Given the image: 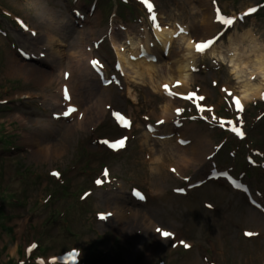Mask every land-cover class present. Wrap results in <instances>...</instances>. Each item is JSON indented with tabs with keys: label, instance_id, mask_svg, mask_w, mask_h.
<instances>
[{
	"label": "rangeland",
	"instance_id": "rangeland-1",
	"mask_svg": "<svg viewBox=\"0 0 264 264\" xmlns=\"http://www.w3.org/2000/svg\"><path fill=\"white\" fill-rule=\"evenodd\" d=\"M121 1L0 0V264H60L71 251L84 264H95L89 249L104 253L98 264H259L264 257V122L257 116L264 111V98L248 104L245 116L246 132L254 144L259 143L253 146L260 154L259 167L244 172L240 164L229 162L226 150L217 170L213 162L202 165L201 160L178 177L160 168L164 188L153 196L148 166L138 148L157 149L163 160H169L174 151H181L177 140H184L183 149L196 143L198 133L211 144L208 157L234 141L217 127L200 122L230 121L233 111L226 106L224 88L236 83L228 66L210 63L206 57L198 63L199 71L192 73L196 80L190 87L201 88L206 103L195 109L178 102L181 112L187 108L182 123L176 118L165 125L157 121L165 105L157 86L177 76L172 71L180 59L172 52L180 49L181 35L164 54L161 44L155 43L152 16H161L164 28L196 26L189 36L196 41L211 37L212 48L226 49L235 39L246 54L248 41L264 45V0H140L146 12L139 0H128V5ZM145 29L158 64L149 62L164 68L161 77L156 72L158 83L144 77V83L138 84L127 77V71L119 87L103 88L97 78L88 86L77 76L76 102L84 115L74 119H66V102L54 97L55 83L41 87L9 72L8 64L15 60L55 74L56 64L51 67L35 55L46 47L50 33L61 41L59 49L66 61L70 53L79 52L81 63L71 65L75 72L87 69L91 78L87 58L94 57L93 62L105 64L110 75L117 61L113 43L134 54L131 43ZM104 96L111 110L97 106L96 99ZM257 102L261 104L256 106ZM100 110L102 118L97 114ZM114 111L133 119L129 130L118 131L111 116ZM195 118L200 121L190 122ZM123 137L124 152H112L109 143ZM42 149L50 154L38 161ZM104 179L110 182L105 184ZM135 192L146 201H136ZM248 228H255V235H245ZM164 232L172 235L165 237Z\"/></svg>",
	"mask_w": 264,
	"mask_h": 264
},
{
	"label": "bare ground",
	"instance_id": "bare-ground-1",
	"mask_svg": "<svg viewBox=\"0 0 264 264\" xmlns=\"http://www.w3.org/2000/svg\"><path fill=\"white\" fill-rule=\"evenodd\" d=\"M162 17H157V21L159 22V25H162ZM176 23H173V26ZM175 27V26H174ZM196 26H187L186 31H189L188 35L190 33H193L195 31ZM147 29L142 30V34L138 35V41L131 43V49L137 50L138 52L134 55L135 57L138 56L139 48L144 46V48L149 52L151 50V35L147 31ZM205 30H208L207 28ZM203 30V31H205ZM183 32V31H182ZM52 33V32H51ZM154 34L156 39L162 43L165 47H168L170 49V45L174 44L176 31L175 29L170 30L162 27L160 30H157V28L154 30ZM210 38H205L202 41L209 40ZM241 40H247L246 38H242ZM156 41V40H155ZM178 45L180 46V49L178 51H173L172 56L178 57L180 59V64L175 65L174 64V71L177 73L176 77H168L166 82H160L158 84V91L160 92L159 88L163 83L172 84L174 80H178L180 82V88L177 90L178 93H185L191 87V84L194 83L196 80V77L192 75L193 69L196 67L199 61H202L203 58L214 60L219 64L227 65L230 68L231 76L236 81L234 84V87L227 86L226 90L230 91V93H236L238 94V101L242 104H249L254 102L255 100H261L264 96V45L257 46L255 45V41H248V47L246 49L245 54V48L241 47V42H237L235 39H230L228 43V47L226 49L222 50V47L216 46L211 48L210 50L203 52H199L197 50V45L195 43V40L192 41V36H186L183 35L178 39ZM146 44V45H143ZM155 44V43H154ZM46 47L42 48L41 51H37L35 54L38 59L44 60L46 62H49L51 67H53V64L57 65V71L55 74L49 73V70H39L32 66L24 65V64H18L15 60H11V62L8 64L9 72L12 74H16V76L19 77H25L29 81H33L35 85L41 86V87H49L56 84L57 92L54 97L57 98L60 97V99H64L66 102V106L68 108L66 109V112H71V116L69 119H73L77 114L82 113L78 109V103L76 102V92L74 87V82L77 78V76H80L81 82L83 84H86L88 86H91L93 83H95L96 75H94L91 71L92 77L88 79V70L84 69L83 72L79 70L78 72H75L77 69L71 68V65L74 63L75 65H79L81 63V56L79 55V52H72L69 54V59L66 61L65 58H63V54L59 47L62 46L61 41L59 39L57 40L52 34L47 35V44H45ZM123 46L119 43H113V50L115 51V56L117 61L120 64L121 70L125 75V72L128 71L127 77H130L138 84L144 83V79L147 78L150 83H158L159 80L155 81V79L158 77H161V74L164 71V68L156 65L154 66L151 62H148L146 60H136L135 62H132L129 60L128 54H124ZM163 50V47H162ZM45 51H47L45 53ZM156 52V50H154ZM33 53V52H32ZM34 54V53H33ZM46 54V55H45ZM245 55H247L245 57ZM68 57V56H67ZM84 58V57H83ZM91 57L87 58V65L90 66L93 64V62L90 61ZM156 64H158V61H156ZM89 68V69H90ZM97 68L100 69V67L97 65ZM137 69L139 71H137ZM169 70L172 69V66L168 68ZM141 70V71H140ZM167 70V69H166ZM158 72V74L156 73ZM68 74L70 76H68ZM77 74V75H76ZM164 74V73H163ZM145 77V78H144ZM164 78V77H163ZM171 78V79H170ZM169 79V80H168ZM98 80V79H97ZM163 80V79H162ZM165 80V78H164ZM257 82L258 84L254 83ZM70 87L71 95L67 92V95L65 94V90L67 87ZM179 87V86H178ZM186 94V93H185ZM32 95H25L24 98L28 99L31 98ZM35 97V96H34ZM55 98H52L51 101H53ZM105 99L97 98V106H103L100 108L101 110L105 111V106L107 105L108 101L106 99V96H104ZM165 105H163L162 108V114L161 119H164V122H168L170 120V117L167 115V112L170 111L172 116H174V111L177 110V107L179 106L178 101L176 100H169L167 98H164ZM51 103V102H50ZM75 106L74 108H72ZM77 107V108H76ZM71 109H75V111H71ZM101 110L97 114L102 118L104 116V113L101 112ZM84 115V114H83ZM83 118V117H82ZM160 119V118H159ZM199 135V136H198ZM198 137H195L196 143L194 145H188L186 148L181 149L180 153H177L174 151L173 157L167 161V164L165 163V160H163L164 156L162 157V154H159L156 149H151L148 151V153L145 155L146 160L149 162V169H150V182H151V188H154V195H160L161 189L164 187L161 186V182L159 181L160 177V168H164L165 172L168 171L170 174L175 176H181L185 170L189 169V167L200 161L205 160L207 156L209 155L208 149H210L211 144L208 141V138L206 135L202 137L200 133H198ZM182 141V139H181ZM115 142V141H114ZM180 142L177 144L178 147H180ZM144 149V148H143ZM180 149V148H179ZM61 152V149H56ZM176 150V149H175ZM179 151V150H177ZM39 154V160H44L48 158L50 152L43 150L40 151ZM54 154L57 156L59 153ZM163 160V161H162ZM166 164V166H164ZM154 183H157V187H154ZM152 193V192H151ZM152 195V194H151ZM145 200V198H144ZM151 200V198H150ZM210 214V213H208ZM206 214H203L205 216ZM211 216V215H210ZM212 217V216H211ZM213 218V217H212ZM211 218V220H212ZM210 220V221H211ZM250 231L255 230V228H248ZM264 262V258L259 259L258 263L261 264Z\"/></svg>",
	"mask_w": 264,
	"mask_h": 264
},
{
	"label": "snow or ice",
	"instance_id": "snow-or-ice-1",
	"mask_svg": "<svg viewBox=\"0 0 264 264\" xmlns=\"http://www.w3.org/2000/svg\"><path fill=\"white\" fill-rule=\"evenodd\" d=\"M149 7L151 8V5H149ZM226 22H227V23H231V21H226ZM33 34H34V33H33ZM210 43H212V41H209V44H210ZM206 47H207V45H205V44H198V45H197V50H198V51H201V50H203V49L206 48ZM94 63H95V62H94ZM165 87H167V86H165ZM65 93H66V95H67V89L65 90ZM237 103H239L238 100H237ZM241 110H243V109H241ZM71 111H75V109H71ZM105 143H107V141H105ZM53 175L58 176L59 174H58V173H53ZM97 183L99 184V183H101V182H100V181H97ZM136 195H137L139 198L143 199V196H141L139 192H137ZM101 219H105V217H104V216H101ZM158 231H159V229H158ZM163 235H164L165 237H168V236H171L172 233H170V232H164ZM245 235H247V236H252V235H255V233H252V232H246ZM184 247L187 248L188 245H187V244H184Z\"/></svg>",
	"mask_w": 264,
	"mask_h": 264
},
{
	"label": "trees",
	"instance_id": "trees-1",
	"mask_svg": "<svg viewBox=\"0 0 264 264\" xmlns=\"http://www.w3.org/2000/svg\"><path fill=\"white\" fill-rule=\"evenodd\" d=\"M89 254V256L91 257V258H93V262H95V264H98V263H101V262H103V260H104V254H102V253H88ZM92 263V262H91ZM80 264H84L83 263V260H81V263ZM93 264V263H92Z\"/></svg>",
	"mask_w": 264,
	"mask_h": 264
}]
</instances>
